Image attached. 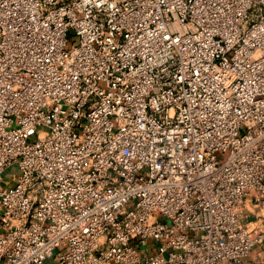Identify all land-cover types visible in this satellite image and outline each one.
Wrapping results in <instances>:
<instances>
[{
    "label": "built area",
    "instance_id": "built-area-1",
    "mask_svg": "<svg viewBox=\"0 0 264 264\" xmlns=\"http://www.w3.org/2000/svg\"><path fill=\"white\" fill-rule=\"evenodd\" d=\"M1 182L0 264H264V0H0Z\"/></svg>",
    "mask_w": 264,
    "mask_h": 264
},
{
    "label": "crops",
    "instance_id": "crops-1",
    "mask_svg": "<svg viewBox=\"0 0 264 264\" xmlns=\"http://www.w3.org/2000/svg\"><path fill=\"white\" fill-rule=\"evenodd\" d=\"M246 215L242 216V221L249 223L253 221L257 215V212L254 208L246 207V211L244 212ZM258 250V246H255L249 253L246 258V264H256V251Z\"/></svg>",
    "mask_w": 264,
    "mask_h": 264
},
{
    "label": "rangeland",
    "instance_id": "rangeland-1",
    "mask_svg": "<svg viewBox=\"0 0 264 264\" xmlns=\"http://www.w3.org/2000/svg\"><path fill=\"white\" fill-rule=\"evenodd\" d=\"M3 178L7 179V180L14 179L15 178V169L12 168V169L6 171L3 175ZM5 187H6L5 183L1 182L0 183V189H3ZM154 249H155V244H154V241L152 239L148 240L146 245L140 247L142 254H145L147 251L154 250ZM46 264H52V261H48Z\"/></svg>",
    "mask_w": 264,
    "mask_h": 264
}]
</instances>
